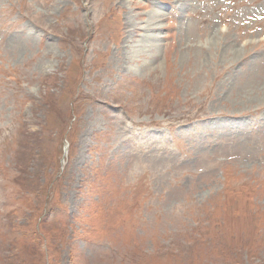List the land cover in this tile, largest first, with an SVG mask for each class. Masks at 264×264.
Here are the masks:
<instances>
[{"label": "rangeland", "instance_id": "obj_1", "mask_svg": "<svg viewBox=\"0 0 264 264\" xmlns=\"http://www.w3.org/2000/svg\"><path fill=\"white\" fill-rule=\"evenodd\" d=\"M0 264H264V0H0Z\"/></svg>", "mask_w": 264, "mask_h": 264}, {"label": "bare ground", "instance_id": "obj_2", "mask_svg": "<svg viewBox=\"0 0 264 264\" xmlns=\"http://www.w3.org/2000/svg\"><path fill=\"white\" fill-rule=\"evenodd\" d=\"M158 14V13H157ZM158 19V18H157ZM160 21V20H159ZM151 23V22H150ZM151 25V24H150ZM156 26V25H155ZM159 28L161 29V27H159V25L157 26V28L156 29H158L159 30ZM145 66V65H144Z\"/></svg>", "mask_w": 264, "mask_h": 264}]
</instances>
